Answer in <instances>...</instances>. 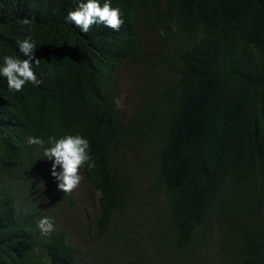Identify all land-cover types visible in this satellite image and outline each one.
Here are the masks:
<instances>
[{"label":"trees","instance_id":"trees-1","mask_svg":"<svg viewBox=\"0 0 264 264\" xmlns=\"http://www.w3.org/2000/svg\"><path fill=\"white\" fill-rule=\"evenodd\" d=\"M74 6L0 0L41 81L0 78V264H264V0H111L87 33ZM75 133L94 167L63 193L25 138Z\"/></svg>","mask_w":264,"mask_h":264},{"label":"clouds","instance_id":"clouds-1","mask_svg":"<svg viewBox=\"0 0 264 264\" xmlns=\"http://www.w3.org/2000/svg\"><path fill=\"white\" fill-rule=\"evenodd\" d=\"M74 3L75 6L63 17L65 24L78 28L80 33H87L92 25H102L114 32L119 31L123 20L120 9L111 6V0H102V2L101 0H74ZM20 23L30 26L32 21L24 18ZM37 43L29 35L17 40L16 47L19 55L0 54V78L3 79L8 91L20 92L26 84L38 87L41 83L33 70V65L40 63L32 56ZM21 55L27 58L22 59ZM114 103L119 106L120 101L117 99ZM25 143L29 146H37L40 149V156L50 162L49 174L60 192L70 193L78 186L82 178L80 174L82 166H86L88 170L94 167L88 139L79 133L49 136L47 140L28 135ZM36 226L41 235H46L52 231L53 221L50 217L42 216Z\"/></svg>","mask_w":264,"mask_h":264}]
</instances>
